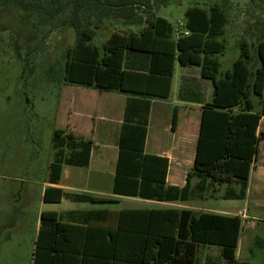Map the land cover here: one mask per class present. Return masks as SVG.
<instances>
[{
    "label": "trees",
    "instance_id": "1",
    "mask_svg": "<svg viewBox=\"0 0 264 264\" xmlns=\"http://www.w3.org/2000/svg\"><path fill=\"white\" fill-rule=\"evenodd\" d=\"M0 4L16 5L47 25L59 19V27L75 31L76 41L66 52L61 73L66 85L127 96L114 195L191 202L225 186L221 199H245L264 117V36L251 66L247 63L249 44L242 40L239 58L231 69L223 70L220 56L227 49L223 38L229 21L228 0L195 2L185 12L181 30L152 12H147L146 19L140 17L132 0H0ZM142 6L150 7L149 3ZM115 19L141 28L114 32L97 45V27ZM176 63L198 67L213 88L211 101L202 108L194 166L182 188L167 185V158L145 154L152 101L171 96ZM53 149L51 184L60 182L65 165L90 164L92 145L88 142L55 136ZM64 198L111 201L55 187L46 188L43 200L59 203ZM88 216L97 221L111 217L107 210L91 211ZM115 223L113 227L68 224L55 212H43L33 264H202L200 248L205 246L219 247L225 262L207 256L203 264H249L236 259L243 229L238 216L179 208L126 209L117 214ZM263 241L256 238L257 245Z\"/></svg>",
    "mask_w": 264,
    "mask_h": 264
},
{
    "label": "rangeland",
    "instance_id": "2",
    "mask_svg": "<svg viewBox=\"0 0 264 264\" xmlns=\"http://www.w3.org/2000/svg\"><path fill=\"white\" fill-rule=\"evenodd\" d=\"M132 1L137 3L135 9L140 17L146 19L147 12H152L181 30L187 9L195 2L210 0ZM228 1L229 21L223 38L227 49L220 56L223 70L231 69L239 58L242 40L249 44L251 56L247 63L251 66L257 60L256 48L264 36V0ZM144 3H149L150 7H143ZM59 24L57 19L52 26L47 25L34 14L20 11L16 5L0 4V264H33L44 182L54 157L53 138L63 129L59 103L65 92L79 88L62 81L66 52L75 43L76 34L73 29L61 28ZM139 28V24L125 26L118 19L114 23L106 22L97 27L95 43L101 46L114 32ZM181 68L178 67L173 98L182 81ZM189 70L193 73L199 68ZM184 113V108H180L182 121ZM261 153L264 154V144H261ZM225 188L220 193V189L209 192L206 199L190 204L196 208V213L221 212L234 207L235 202L221 199ZM132 200L136 199L121 200L113 207L124 209L133 204ZM249 215L243 234L245 237L251 234L253 240L247 253L250 255L252 251V264H264V241L258 245L255 242V238L264 239V203L253 201ZM200 254L202 258L209 255L225 262L219 247H201Z\"/></svg>",
    "mask_w": 264,
    "mask_h": 264
},
{
    "label": "crops",
    "instance_id": "3",
    "mask_svg": "<svg viewBox=\"0 0 264 264\" xmlns=\"http://www.w3.org/2000/svg\"><path fill=\"white\" fill-rule=\"evenodd\" d=\"M179 66L176 63L174 67L171 96L168 99H154L152 101L145 154L167 158L169 161L167 185L182 188L186 185L187 175L194 166L202 108L211 101L213 88L211 81L201 77L200 69L194 70L192 73L189 70L190 68L182 67L180 70L182 81L177 96L175 94V98H173ZM78 87L65 92L62 96L64 99L60 100L59 106L60 113L63 116V129H61L59 136L90 143L92 145L90 164L88 167L65 165L58 184H51L48 179L44 182L43 197L46 188L55 187L63 189L67 193L85 194L111 201L90 203L75 202L64 198L59 203H46L42 197L43 202L38 215L37 236L43 212H55L61 221L68 224H88L92 222L105 227L116 225L117 214L126 209L179 208L190 209L195 212L196 208L190 204L193 201L158 202L139 197L114 195L113 183L116 175L127 96L118 92L100 91L101 94H99L94 92L99 91L94 88ZM67 88L68 86L65 87V90H68ZM180 108L185 110L183 121L181 120ZM257 134L261 137L259 154L250 173L245 199L225 200L236 204L234 207L230 206V208H225L221 212L207 211L208 213L225 216H238L242 219L243 229L244 224L250 219V204L253 201L258 204L264 203V154L261 153V144H264V117L260 122ZM196 182V180H193V185ZM224 188L225 186L218 187L217 189H220L218 193ZM106 190H109V192L106 193ZM211 195L212 198L213 195ZM128 198L136 200H132L133 204L127 205L124 209H114L113 205L115 203ZM206 198L205 195L203 199L196 201L201 202ZM85 204L87 205L84 206ZM99 210L109 211L111 217L106 221L91 220L88 214L91 211ZM243 229L236 250V259L239 262L252 264L250 258L253 255L252 251L250 250V255H248L247 250L250 248L253 239L249 233L245 237ZM199 256L203 264L209 255H205L204 258L201 254Z\"/></svg>",
    "mask_w": 264,
    "mask_h": 264
},
{
    "label": "built area",
    "instance_id": "4",
    "mask_svg": "<svg viewBox=\"0 0 264 264\" xmlns=\"http://www.w3.org/2000/svg\"><path fill=\"white\" fill-rule=\"evenodd\" d=\"M181 25H182V24H181ZM184 33H185L186 35H188V34H189V32H188V31H185Z\"/></svg>",
    "mask_w": 264,
    "mask_h": 264
}]
</instances>
